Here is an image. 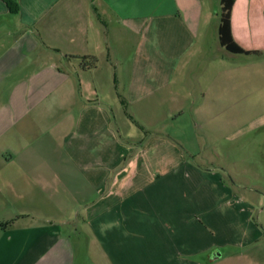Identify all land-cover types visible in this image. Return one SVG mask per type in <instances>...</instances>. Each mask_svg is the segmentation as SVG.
<instances>
[{"label": "crops", "instance_id": "obj_1", "mask_svg": "<svg viewBox=\"0 0 264 264\" xmlns=\"http://www.w3.org/2000/svg\"><path fill=\"white\" fill-rule=\"evenodd\" d=\"M13 1L0 0V264H264L261 197L122 115L155 126L158 110H190L203 140L247 135L263 172L264 0L231 10L248 54L221 44V0Z\"/></svg>", "mask_w": 264, "mask_h": 264}, {"label": "rangeland", "instance_id": "obj_2", "mask_svg": "<svg viewBox=\"0 0 264 264\" xmlns=\"http://www.w3.org/2000/svg\"><path fill=\"white\" fill-rule=\"evenodd\" d=\"M176 111V119L173 117L168 121L170 123H164L160 122L166 121L162 116L164 114V117H166L169 111L167 109L158 110L159 115H156V119L153 116L148 118L159 121L155 126H149L144 122L140 124V122L131 116V109L126 105L122 108V115L130 123L127 125V127L130 126V132L138 138L145 137L146 139L151 132L156 131L155 129L171 133L177 139V141L173 142L172 148L177 149V154L182 155L184 160H188L194 166L215 169L223 168L226 171L224 177L227 182L231 184L235 183L243 194L250 190L258 194L262 199L259 209L264 208V171H252L253 164L250 163L251 159L241 153L245 152L247 148V135L241 134L240 139L236 140V136L226 132L218 142H212L205 138L203 140V125H196L193 117L189 115L190 110H186L184 113ZM245 130L243 133H247L246 128ZM260 148L261 146L257 143L255 146L256 151H254L257 155L256 161L258 167L263 168L259 161L262 160L258 151ZM203 153H207L208 156L203 157ZM234 160L238 162L234 163ZM257 215L258 212L254 215V222L258 223V226L264 230V213L261 214L259 219Z\"/></svg>", "mask_w": 264, "mask_h": 264}, {"label": "trees", "instance_id": "obj_3", "mask_svg": "<svg viewBox=\"0 0 264 264\" xmlns=\"http://www.w3.org/2000/svg\"><path fill=\"white\" fill-rule=\"evenodd\" d=\"M12 11L18 10V3L13 0H5ZM235 0H221V21L219 27V39L221 44L229 51L235 53H251L244 50L238 43L235 42L231 31V10ZM97 64L95 57H84L83 65L93 68Z\"/></svg>", "mask_w": 264, "mask_h": 264}]
</instances>
